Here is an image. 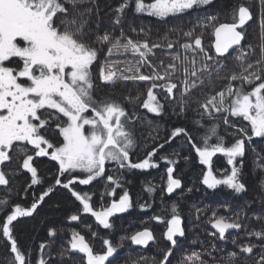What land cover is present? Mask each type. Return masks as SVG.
<instances>
[{"label":"snow or ice","instance_id":"obj_1","mask_svg":"<svg viewBox=\"0 0 264 264\" xmlns=\"http://www.w3.org/2000/svg\"><path fill=\"white\" fill-rule=\"evenodd\" d=\"M133 2L134 13H146L163 19L210 5L212 0H152L150 3L145 0H133ZM130 6L128 0H121L114 9L112 30L101 34V8L98 0H0V166H5L6 162L10 163L12 152H17V170L23 169L31 174L29 185L31 187L40 183L37 168L33 166L34 157H50L59 166V174L54 177L55 185L67 189L82 205L83 213H90L104 229L114 227L109 221L110 217L133 207L129 193L125 190L110 206H102L100 210H95L89 202L88 194L81 195L74 191L71 185L76 179H79L81 185H88L104 177L106 162L115 163L118 169L143 170L156 167L152 163V158L157 148L152 146L150 151L146 150L144 158L139 162H133L130 158L139 143L137 124L141 122V118L135 113H128L125 107L109 96L96 95L92 66L99 60L100 49L94 45L99 44L101 47L107 45L109 56L114 50L122 49L124 53L131 52L134 57H139L135 66L128 61L129 67L125 69L117 67L119 61H109L106 57L105 62L100 65L99 80L104 84H114L117 80L151 82L147 89V99L139 105L149 113L161 115L166 105H172L174 114L184 116L192 103H196L203 109L202 117L204 114L208 116L223 114V124L235 129L230 134L233 139L230 145H226L225 137L217 132L218 124L211 125L210 134L206 133L202 137V144L194 142V138L181 127H175L171 135L165 138L164 144L181 135L187 137V143L195 150L200 163L204 165H210L211 158L216 153L227 157V163L232 165V168L230 174H224L223 179L213 176L210 169L203 174L202 182L208 188H216L222 184L237 194L245 192L243 166L246 143H251L254 137L264 138V14L259 18L262 43L258 58L252 62L240 63L239 71L234 69L230 75L223 77L220 76V72L227 67L226 61L232 55L230 49L241 53L235 57L237 61H242L245 54L249 57L253 55L251 45L247 49L242 45L246 38L244 28L255 19L251 2L234 7L230 23H217L218 17L211 15L206 16L201 22L199 25L201 27L209 24L213 26L212 36L215 39L211 48H214L215 55H211L210 49L206 50L202 46L203 32L196 35L197 26L194 25L193 28L184 31L183 36L192 42L184 43L181 47L196 55L203 54L204 63L197 68L193 60V69L191 71L188 68L184 69L185 82L181 89L171 79L175 64L168 65V69L172 71L165 70L161 75L158 68L148 60L152 50L161 47L160 44H150L147 39L133 40L126 36L123 27L119 36L114 35L115 28L123 24L124 14ZM260 8L264 13V0H260ZM131 31L136 32V29L132 28ZM140 32H143V29ZM167 47L172 48L173 44L169 42ZM177 59L178 56L173 57V60ZM143 65L152 69L150 74L141 73ZM213 75L218 79L227 80L226 86L203 101L199 98L189 99L190 90L203 85L206 78L211 82ZM188 77L193 79L189 81ZM236 81H239L240 85L234 87L233 82ZM244 85H250L251 90L247 91ZM155 89H160L163 100L157 98ZM177 92L179 99L176 98ZM125 99L129 103L134 101L138 103L140 97L129 96ZM232 117L247 121V125L241 124L240 127H236L235 122L231 120ZM197 123L199 124V121ZM49 132L54 136L58 133L62 139L50 140L46 135ZM213 136L216 143L209 144ZM164 144H159V148L162 149ZM28 145L32 147L29 149ZM184 159L187 161L189 157L185 156ZM237 163L239 167L236 166ZM253 163L254 171L259 170L258 187L260 192L264 193V158L259 164H256L255 160ZM77 170L85 174V177L71 175ZM166 171L167 186L162 191L166 190L171 195L180 189L182 194L181 180L173 177L174 169L168 167ZM14 174L12 170L6 173L0 168V186L9 185L7 176ZM61 177H65L67 182H62ZM106 179L109 184L121 187L118 178L106 175ZM154 190V186L151 185L145 188L149 195ZM51 191V186L43 190L38 198H33L28 208H22L18 203L12 206L8 197L0 198V210L5 213V218L0 219L2 226L0 238L7 240V246L14 256L11 264H29L26 253L22 252L13 236V222L18 217L31 216ZM114 192L115 188L106 191L105 194L113 195ZM261 204V213L256 216L258 220L264 219V196H261ZM140 207L144 209L148 205L141 204ZM213 215L216 216L215 213ZM69 219L77 221L79 216L73 214ZM152 219L160 220L161 217L154 216ZM166 223L167 228L162 235L171 246L163 250L162 259L159 261L153 259L152 264H168L174 248L179 245L175 237H184L186 234V230L181 226V216L177 212L175 202L171 209V218L167 219ZM212 227L216 229L221 241L227 239L225 236L227 230L244 229L246 236L255 237L260 244L249 241L247 244L239 245L238 251L226 252L219 261L209 262L204 256L213 254L216 250V245L213 244L211 246L213 252L193 250L184 254L179 264H241V257L256 255L254 250L258 247L259 255L255 264H264V226L258 231H248L241 222L240 213H237L236 218L232 220L225 217L215 218ZM216 233L209 235L216 236ZM48 235L54 237L56 230L50 229ZM124 239H130L132 244L143 246H147L150 241L155 242L153 232L147 228L135 232L130 237L121 238ZM231 242L237 244L235 236ZM103 246L104 251L94 252L83 235L73 232L70 249H62L59 254L61 256L70 252L83 254L79 260L73 257L68 264L106 262L111 264L110 258H114L118 247H123V244L113 245L109 239H103ZM45 247L43 243L40 245L41 250ZM37 264L45 262L40 259Z\"/></svg>","mask_w":264,"mask_h":264},{"label":"trees","instance_id":"obj_2","mask_svg":"<svg viewBox=\"0 0 264 264\" xmlns=\"http://www.w3.org/2000/svg\"><path fill=\"white\" fill-rule=\"evenodd\" d=\"M128 2L131 6L124 14L123 24L115 28L114 35L119 36L121 27H123L126 36L133 40L143 41L147 39L150 44H160L161 47L152 50L148 60L158 68L161 75L164 74L165 70L172 71V69H168V65L175 64L176 68L171 79L181 89L185 82L184 69L188 68L191 71L194 67L193 60H195V67L197 68L204 63L203 54L196 55L181 47L184 43L192 42L191 39L183 36V32L193 28L194 25L197 26L195 34L200 35L203 32L202 46L206 50L210 49L211 55H215L213 48H211L214 39L212 36L213 26L211 24L206 27L199 26L206 16L218 17L217 23H230L233 8L241 3L251 2V10L255 19L244 28L246 38L242 41V45L245 49L251 45L253 55L249 57L245 54L242 61H237L235 57L241 53L230 51L232 55L226 61L227 67L220 72V76L230 75L234 69L239 71L238 65L240 63L252 62L258 58L262 43L259 18L264 14L260 8V0H212L210 5L188 10L183 14L170 15L163 19L149 16L146 13H134L132 10L135 7L133 0H128ZM145 2L150 3L152 0H145ZM98 3L101 8L100 33L103 34L104 31L112 30L114 9L121 3V0H98ZM132 28H135L136 32H132ZM141 29L143 32H140ZM169 42L173 44L172 48L167 47ZM94 46L100 49L99 60L94 62L92 66L96 95L98 97L109 96L125 107L128 113H135L141 118V122L137 124L139 143L130 158L133 162H139L140 159L144 158L146 150L150 151L152 146H156L157 152L152 158V163L156 167L143 170L118 169L115 163L106 162V175L118 178L121 187L109 184L106 175L88 185H81L79 179L75 180L71 187L81 195L87 193L90 197L89 202L95 210H100L102 206H109L113 200H118L125 190L129 193L133 207L122 216L112 217L110 223L114 227L104 229L90 213H83L82 205L75 200V197L67 189L55 185L54 177L59 174V166L55 161H52L50 157H34L33 166L37 168V178L40 183L29 187L31 174L23 169L17 170L18 153L13 151L11 162H6L5 166H0L6 173L10 170L15 172L14 175L7 176L10 181L9 185L0 186V198L8 197L12 206L18 203L22 208H28L31 206L34 197L38 198L43 190L52 187V191L38 205L31 216L18 217L13 222V236L22 252L26 253L29 264H37L40 259H43L45 264H68V261L73 257L79 260L83 256L82 253L70 252L64 256L59 254L62 249H70L73 232L83 235L86 242L97 253L105 250L103 239H109L113 245L122 243L123 247H118L114 258H110L111 264H152L153 259L156 261L162 259L163 250L171 246L162 234L166 231L167 219L171 218L174 202L177 204V212L181 216L182 227L186 230V234L184 237L175 238L178 239L179 245L174 248L168 264H179L182 256L193 250L213 252L211 247L213 244L216 245V250L212 255L204 256V259L209 262L219 261L226 252L238 251L239 245L247 244L249 241L259 245L260 242L255 237L245 235L244 229L227 230L225 233L227 239L221 241L216 229L212 227V221L219 217L232 220L236 218L237 213H240L241 222L248 231H258L264 226V219L258 220L256 218L261 213V196H264V193L260 192L258 187L260 176L257 173L259 170L254 171L255 165L253 163L255 160L256 164H259L264 158V138L254 137L251 143H246V156L243 166L245 192L237 194L222 184L217 185L216 188H208L202 182L203 174L210 169L213 176L217 179H223L224 174H230L232 168V165L227 163V157L221 153H216L211 158L210 165H204L200 163L195 150L187 143V137L181 135L166 144L164 141L167 136L171 135L175 127H181L194 138V142L202 144L203 135L210 134L209 128L212 124H218L217 132L225 137L226 145H230L233 142L230 134L235 129L228 128L223 124V114H213V116L218 117L215 119L206 114L202 117L203 109H200L196 103H192L191 108L184 116L174 114L172 105H166L165 111L161 115L149 113L147 109H143L139 105L143 103L144 99H147V89L151 82L117 80L114 84H104L99 80L100 65L105 62L106 57L109 61H119L117 67L121 69L129 67L128 61H131L132 65L135 66L139 57H134L131 52L124 53L122 49L114 50L109 56L107 45L101 47V45L96 44ZM193 47H195L194 44ZM174 56H178L179 59L173 60ZM151 71L152 69L147 65L141 66L142 74H150ZM125 74L130 75L131 73ZM191 79L193 78L188 77L189 81ZM226 84L227 80L218 79L213 75L211 82L206 78L203 85L191 89L189 99L199 98L203 101L214 92L222 90ZM233 85L234 87L239 86L240 82H233ZM244 88L247 91L251 90L250 85H244ZM154 91L157 93V98L163 100L160 89ZM129 96L132 98L139 96V102L129 103L125 99ZM176 98L179 99L178 92ZM90 114L88 113V115ZM231 120L235 122L236 127H240L241 124L247 125V121H242V119L232 117ZM46 135L53 141L58 138L62 139L58 133L55 136L51 132L46 133ZM215 143L216 138L213 136L209 140V144ZM159 144H164V147L159 148ZM27 147L30 149L29 145ZM185 156L189 157L187 161L184 159ZM239 159L237 158V160ZM170 161L175 162L170 163ZM236 166L239 167L240 165L237 163ZM168 167L174 169L173 177L181 180L182 194L179 191L169 196L166 190L162 191L167 186L168 174L166 170ZM71 175L78 178L85 177V174L78 170ZM61 180L67 182L65 177H61ZM148 185L155 188L150 195L145 191ZM113 188H115L113 195L105 194L106 191H111ZM25 189L28 190L25 191ZM188 189L192 190L188 191ZM246 201L247 203H245ZM141 204H146L148 207L141 209ZM214 213L216 214L215 217ZM73 214H78L79 219L77 221L69 219ZM154 216H159L161 219H152ZM3 218H5V213L0 210V219ZM144 228L152 231L155 237V242H152L148 247L139 249L134 247L130 239L121 240L122 237H130ZM50 229L56 230L54 237L48 235ZM93 233H97V235L94 236ZM209 233H216V236H211ZM0 234H2V226H0ZM234 236L237 239L236 245L231 242ZM42 243L46 245L43 250L40 249ZM7 244L6 239L0 238V264H11V260L14 259ZM254 251L256 255H249L247 258L241 257V264H255L259 255V247Z\"/></svg>","mask_w":264,"mask_h":264},{"label":"water","instance_id":"obj_3","mask_svg":"<svg viewBox=\"0 0 264 264\" xmlns=\"http://www.w3.org/2000/svg\"><path fill=\"white\" fill-rule=\"evenodd\" d=\"M249 24H250V22H249ZM248 24V25H249ZM247 25V26H248ZM215 39V38H214ZM214 39H213V41H214ZM243 43V42H242ZM213 50H214V48H213ZM230 51H232V49H230ZM214 53H215V50H214ZM227 55V54H226ZM30 147H32L31 145H29ZM179 191H181L180 189H177L176 191H175V193H177V192H179ZM168 194V193H167ZM169 196H171L170 194H168ZM110 206V205H109ZM125 214V212L124 213H118V214H114L112 217H118V216H122V215H124ZM112 217H110L109 218V221H110V219L112 218ZM94 218V217H93ZM95 219V218H94ZM96 221V220H95ZM181 226H182V224H181ZM175 238H177V237H175ZM131 241V240H130ZM152 242L153 241H150L149 242V244L147 245V246H143V245H135V244H133L134 245V247H137V248H139V249H141V248H146V247H148L149 245H151L152 244Z\"/></svg>","mask_w":264,"mask_h":264},{"label":"rangeland","instance_id":"obj_4","mask_svg":"<svg viewBox=\"0 0 264 264\" xmlns=\"http://www.w3.org/2000/svg\"><path fill=\"white\" fill-rule=\"evenodd\" d=\"M31 148V147H30Z\"/></svg>","mask_w":264,"mask_h":264}]
</instances>
